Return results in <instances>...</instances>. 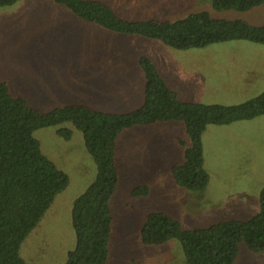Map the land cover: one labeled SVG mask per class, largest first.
Returning <instances> with one entry per match:
<instances>
[{
  "label": "rangeland",
  "instance_id": "1",
  "mask_svg": "<svg viewBox=\"0 0 264 264\" xmlns=\"http://www.w3.org/2000/svg\"><path fill=\"white\" fill-rule=\"evenodd\" d=\"M126 21H170L208 12L223 20L264 25V5L245 12H218L212 0H96ZM150 59L182 102L239 105L264 91V45L230 41L179 51L159 40L122 34L87 22L54 0H21L0 7V81L10 93L47 113L85 105L125 114L144 103L141 58ZM69 129L64 139L58 130ZM42 153L69 177L38 226L21 246L27 264H64L76 245L74 201L93 183L97 167L83 134L71 123L34 132ZM189 146L181 121L135 126L122 131L116 154L119 183L111 198L113 215L106 264H187L181 243L146 246L142 230L148 215L164 213L184 230L220 222L248 221L261 209L264 187V116L207 127L203 136V192L178 187L172 168L184 162ZM148 186L147 196L132 191ZM235 264H264V253L240 244Z\"/></svg>",
  "mask_w": 264,
  "mask_h": 264
},
{
  "label": "trees",
  "instance_id": "2",
  "mask_svg": "<svg viewBox=\"0 0 264 264\" xmlns=\"http://www.w3.org/2000/svg\"><path fill=\"white\" fill-rule=\"evenodd\" d=\"M21 0H0V7ZM79 18L110 31L159 40L179 51L204 49L230 41L264 45V25L241 20L216 19L208 12L170 21H126L104 2L96 0H54ZM218 12L249 11L264 0H212ZM145 76L143 105L125 114H109L85 105H69L43 113L23 98L14 97L0 81V264H27L21 246L38 226L56 197L66 190L69 177L41 150L34 132L71 123L82 132L88 154L97 167L93 183L72 207L76 245L64 264H106L112 233L110 201L118 183L116 147L122 131L135 126L181 121L189 146L184 162L172 168L176 185L192 192H203L210 181L205 169L203 136L208 126L230 125L264 116V91L239 105H205L182 102L169 89L156 66L141 58ZM64 139L69 129L58 130ZM149 187L134 189L133 197L147 196ZM259 214L248 221L230 220L209 228L184 230L164 213L148 215L142 230L146 246H161L172 240L181 243L187 264H235L240 244L255 254L264 253V187L260 191Z\"/></svg>",
  "mask_w": 264,
  "mask_h": 264
},
{
  "label": "crops",
  "instance_id": "3",
  "mask_svg": "<svg viewBox=\"0 0 264 264\" xmlns=\"http://www.w3.org/2000/svg\"><path fill=\"white\" fill-rule=\"evenodd\" d=\"M117 155V154H116Z\"/></svg>",
  "mask_w": 264,
  "mask_h": 264
}]
</instances>
